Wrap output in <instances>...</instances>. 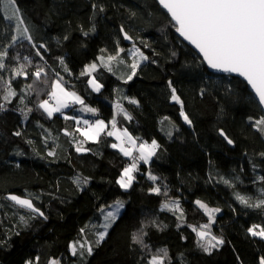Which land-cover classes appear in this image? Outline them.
<instances>
[{
    "label": "trees",
    "instance_id": "trees-1",
    "mask_svg": "<svg viewBox=\"0 0 264 264\" xmlns=\"http://www.w3.org/2000/svg\"><path fill=\"white\" fill-rule=\"evenodd\" d=\"M17 13L31 40L17 30ZM176 27L157 0H0V52L8 53L0 69V264H150L153 256L163 264H259L264 238L249 229L264 228V207L237 196L264 201V126L256 123L264 111L244 80L212 73ZM132 44L147 57L134 74ZM101 58L113 69L86 71ZM56 80L85 101L49 116L39 105ZM9 88L15 95L5 100ZM90 102L98 111L85 115ZM89 118L115 119L136 140L133 155L113 148L107 131L85 140L80 122ZM152 141L158 147L145 163L136 149ZM133 158L132 185L121 188ZM7 193L31 199L44 218ZM175 199L181 211L163 207ZM118 200L121 213L97 243L99 210ZM197 201L219 210L214 222ZM201 230L223 243L202 241ZM80 242L92 253L73 254Z\"/></svg>",
    "mask_w": 264,
    "mask_h": 264
},
{
    "label": "snow or ice",
    "instance_id": "snow-or-ice-1",
    "mask_svg": "<svg viewBox=\"0 0 264 264\" xmlns=\"http://www.w3.org/2000/svg\"><path fill=\"white\" fill-rule=\"evenodd\" d=\"M164 9L170 13L172 20L177 25L176 31L190 44L194 45L196 49L202 54L204 61L208 66L213 69L221 70L227 73H238L244 77L248 84L254 89L256 95L259 98L261 105H264V0H159ZM10 3H14V0H10ZM18 11V10H17ZM11 19V17H9ZM18 20L17 30L24 36L25 39L31 40V36L27 35L28 29L23 28L20 30L19 25L23 24V20L16 16ZM125 39H131L125 33ZM13 42L17 40L16 36L12 37ZM40 53L37 52V55ZM8 55L6 51L0 52V69L5 67L3 63L4 58ZM114 57H109V60ZM141 59H147L141 53ZM95 65L91 66V69H95ZM133 74L137 67L136 64L132 65ZM23 65L20 69L16 70V75L22 74ZM41 70H37L35 76L39 78ZM131 79V76L129 77ZM96 91H99L100 85L95 80L89 81ZM10 88L5 95V100L10 96H14ZM51 97L56 101L55 107H50L47 100L40 103L39 107L43 108L49 116L53 112H59L61 108L68 107L67 100L72 98L75 102L83 103L79 96L75 93L65 92L61 87L59 81L53 86ZM173 100H179L175 95V89H173ZM135 103V101H133ZM3 106L0 105V108ZM89 112H94V109H87ZM185 122L191 124L188 116L183 112L181 113ZM130 118V117H129ZM87 124V121H85ZM258 125L264 126V118L256 122ZM104 121L98 120L95 125H89V129L82 133L88 139L95 140L104 131ZM113 128H115V122L113 121ZM264 130V127H262ZM109 136L115 135L117 140H120L119 145L113 144V148L119 147L120 152L124 156H132V149L136 148V140L128 134L127 130L123 133L108 132ZM19 135V133H17ZM221 135H224L221 132ZM227 139V137H225ZM126 142L129 143L132 148H125L123 145ZM228 143H232L228 140ZM158 147L155 141H152L149 146L146 143L139 145L138 151L140 153L139 160L147 162L151 156L155 154V150ZM80 150L79 148L77 149ZM51 154V153H50ZM137 163L136 158H133V163L123 170L120 180L118 181L121 188H129L132 185L134 179L132 173L136 171ZM150 179L155 180L156 177L150 176ZM154 192L159 193L160 189H153ZM241 203L248 206L264 207V201L256 205H249V201L242 196H237ZM11 200L17 204L31 209L33 212H38L43 216V212L35 208L32 202L28 199H21L17 196H11ZM197 204L205 211H209L207 206L197 201ZM117 207H122L121 202H117ZM163 207L167 208L168 204ZM214 211H219L218 209ZM209 214H211L209 212ZM116 212H108L105 216L106 221H112L116 218ZM106 224L104 227L107 228ZM204 227H207L205 225ZM249 231L253 236H260L264 238V228L259 231L255 230V226L250 228ZM198 235L201 239H204L205 233L200 232ZM105 237V232L99 233V243ZM211 240H216V237H212ZM134 243H142V240L133 234ZM211 243V241H209ZM217 243H223V241H217ZM214 246V245H213ZM83 248V245H81ZM73 254L76 252L75 246H73ZM207 250V248L205 249ZM88 254L92 253V248L87 249ZM166 255V253H165ZM51 264H59L58 261H52ZM150 264H163V261L158 256H153ZM259 264H264V257L260 259Z\"/></svg>",
    "mask_w": 264,
    "mask_h": 264
},
{
    "label": "rangeland",
    "instance_id": "rangeland-1",
    "mask_svg": "<svg viewBox=\"0 0 264 264\" xmlns=\"http://www.w3.org/2000/svg\"><path fill=\"white\" fill-rule=\"evenodd\" d=\"M10 14H12L11 12H9ZM16 16H18V13H17V15H14V18H16ZM126 52H128L127 53V57L130 59V61H133L136 65L137 64H141L143 61H145V59H141V53L142 52H140V50L135 46V45H131L130 47H128L127 49H126ZM143 54V53H142ZM144 55V54H143ZM145 56V55H144ZM107 64L108 63H106L105 62V59L104 58H101L100 60H98L97 62H93V63H90L89 65H87L86 66V71H88V72H91V70H93V69H91V66L92 65H95L96 67H95V69L96 68H98L99 66H104V67H107V68H110V69H113V64L112 63H109V65L107 66ZM94 69V70H95ZM91 80H95V82L97 83V84H100L98 81H97V79L95 78V76H91V79H90V81ZM91 84V83H90ZM91 86H92V84H91ZM100 86H101V84H100ZM63 87V86H62ZM92 88H93V86H92ZM101 88V87H100ZM65 89V88H64ZM94 89V88H93ZM95 90V89H94ZM67 103H68V101H67ZM49 105H50V107H55L56 106V101L52 98V102L51 103H49ZM96 104H94L93 102H90V103H88L87 104V106H88V108L87 109H95V106ZM95 106V107H94ZM68 107H64V108H61V110L59 111V112H61L62 110H65V109H67ZM95 111V110H94ZM96 111H97V109H96ZM55 113H58V112H53V114L52 115H54ZM88 113L89 114H91V113H93V112H85L84 111V114L85 115H88ZM48 114V113H47ZM51 115V116H52ZM97 121V120H96ZM96 121L93 123V124H90V125H95V123H96ZM110 124H112V122L110 121L109 122ZM108 126H112V125H109V124H107ZM86 129H89V126H87V127H85V129H83L84 131H86ZM84 131H82L81 133H83ZM113 131H115V132H118V129L117 128H115ZM104 132H106V131H104ZM110 132H112V129H110ZM101 135V134H100ZM99 135V136H100ZM83 136V135H82ZM114 137H116L115 135H113ZM83 138L85 139V140H87L86 139V137L85 136H83ZM99 138V137H98ZM97 138V139H98ZM96 139V140H97ZM117 139V138H116ZM115 144H117V145H119L120 144V140H116V143ZM146 144H148V143H146ZM149 146L151 145V144H148ZM119 148V147H118ZM139 148V147H138ZM138 148L136 149V151L138 152V156L140 155V153H139V151H138ZM132 155H133V153H132ZM152 157L153 156H151L150 157V159L147 161V162H145V163H149L150 161H151V159H152ZM144 162V161H143ZM119 202H121V204H122V207H123V200H118ZM118 201H116V202H114V203H112L111 205H109L108 207H103V208H101L100 210H99V218H100V220H98L97 222H94V224H93V226H98L99 228H101L102 229V232H105V235L107 234V232H108V230L110 229V227L112 226V224H113V222L115 221V219L120 215V213H121V210H122V207H117V202ZM165 204H168V207L167 208H171V209H174V210H176V211H181L182 209H180V202H179V200H171V201H168V202H166ZM164 204V205H165ZM205 205V204H204ZM204 211H205V209L204 208H202ZM207 209L209 210V211H205L206 213H207V215L209 216V219H210V222H214V218L212 217L213 216V214H215V213H217L218 211H214L215 209H213V208H210V207H208L207 206ZM108 212H116L117 213V215H116V218L114 219V220H112V221H106L105 220V216L107 215V213ZM209 212L211 213V214H209ZM106 224H108L109 226L107 227V228H105L104 226L106 225ZM253 228V227H252ZM262 227L261 226H256L255 227V230L256 231H259L260 229H261ZM260 237V236H259ZM81 245H83V248L81 247ZM73 246H75V248H76V252L77 251H83V250H87L88 248H89V245L87 244V243H84V242H80V244H72L71 245V247H72V249H73ZM73 251V250H72ZM161 259V258H160ZM58 261L59 262V264H62L61 263V261L59 260V259H57V258H55V259H52L50 262H49V264H51V262L52 261ZM151 261V260H150Z\"/></svg>",
    "mask_w": 264,
    "mask_h": 264
},
{
    "label": "water",
    "instance_id": "water-1",
    "mask_svg": "<svg viewBox=\"0 0 264 264\" xmlns=\"http://www.w3.org/2000/svg\"><path fill=\"white\" fill-rule=\"evenodd\" d=\"M157 2H158V4L163 8V6L160 4V2H159V0H157ZM165 11H167L166 9H164ZM168 13V12H167ZM169 14V16L171 17V15H170V13H168ZM172 19V18H171ZM173 21V23L175 24V21L174 20H172ZM176 25V24H175ZM177 26V25H176ZM125 33H127L125 30H123V36H124V38H125ZM177 34H178V36L184 41V42H186L188 45H190L200 56H201V58L203 59V56H202V54L199 52V50L198 49H196L195 48V46L194 45H192V44H190V42H188V41H186L182 36H180V34L177 32ZM127 35L129 36V37H131V35L130 34H128L127 33ZM126 40V42L127 43H132V42H134V39L131 37V39H125ZM203 61H204V59H203ZM204 63L206 64V66L208 67V69L212 72V73H215V74H219V75H232V76H237V77H239V78H241L242 80H244L247 84H248V82L246 81V79L244 78V77H242V76H240L238 73H227V72H223V71H221V70H217V69H213V68H211L210 66H208V64H207V62L206 61H204ZM248 86H249V88H250V90L252 91V93L254 94V96H255V98L257 99V101L259 102V98H258V96L256 95V93H255V91H254V89H252V87H251V85L250 84H248ZM259 104H260V102H259ZM1 105V104H0ZM260 106H261V108L263 109V111H264V105H261L260 104ZM0 110H1V108H0ZM221 132H223L224 133V135H223V137L225 138V137H227V139L225 138V140L228 142V140H231L227 135H226V133L224 132V131H222L221 130ZM232 141V140H231ZM231 145L232 146H234V143H233V141H232V143H231ZM17 196V197H19V198H21V199H28V200H30L31 202H32V200L31 199H29V198H27V197H25V196H22V195H20V194H18V193H7L6 194V199H8L9 201H11L13 204H15V205H17L18 207H20V208H23V209H25V210H29V211H32L31 209H28V208H26V207H24V206H21V205H19V204H17L15 201H13V200H11L10 199V197L11 196ZM32 204H33V206L35 207V205H34V203L32 202ZM36 208V207H35ZM38 209V208H37ZM39 211L40 212H42L40 209H39ZM33 212V211H32ZM34 213H36V214H38L39 215V213L38 212H34ZM41 216V215H40ZM43 218H44V215L42 216ZM200 232H204L206 235H205V237H204V239H201V237L199 236V238L202 240V241H205L206 239H208V238H212L214 235L211 233V232H209V231H207V230H201V231H199V233ZM214 237H216V236H214ZM216 242L217 241H220L218 238H216V240H215Z\"/></svg>",
    "mask_w": 264,
    "mask_h": 264
},
{
    "label": "crops",
    "instance_id": "crops-1",
    "mask_svg": "<svg viewBox=\"0 0 264 264\" xmlns=\"http://www.w3.org/2000/svg\"><path fill=\"white\" fill-rule=\"evenodd\" d=\"M57 81H59V80H56L55 82H54V84L57 82ZM60 82V84H61V87L62 88H65L64 90H65V92H68V93H75L76 94V96H79L80 97V99L82 100V101H85L84 100V98H82L77 92H75L74 90H70V89H68L61 81H59ZM68 104L70 105V103H72V102H75L72 98H68ZM75 103H78V102H75ZM96 106V107H95ZM94 107H95V109L94 110H96L97 109V105H95ZM98 111V110H97ZM120 112L122 113V114H126V112L124 111V110H120ZM98 121V120H97ZM102 121V120H101ZM113 121L115 122L116 120L115 119H113ZM112 122V121H111ZM116 123V122H115ZM104 124H105V128H104V131H107V132H110V129H112V132H113V130L115 129V128H117L118 129V132L119 133H123L124 132V130H122L121 128H119L118 126H116V124H115V128H113V122H112V126L110 127V126H108L107 124L108 123H106V122H104ZM88 129H86V131H87ZM103 131V132H104ZM102 132V133H103ZM101 133V134H102ZM98 138V137H97ZM96 138V139H97ZM116 138V137H115ZM87 140H91V139H88V138H86ZM95 139V140H96ZM91 141H94V140H91Z\"/></svg>",
    "mask_w": 264,
    "mask_h": 264
},
{
    "label": "built area",
    "instance_id": "built-area-1",
    "mask_svg": "<svg viewBox=\"0 0 264 264\" xmlns=\"http://www.w3.org/2000/svg\"><path fill=\"white\" fill-rule=\"evenodd\" d=\"M46 100L49 103H51L52 102V97L49 96V97L46 98ZM85 121H87V124L85 123ZM94 122H95V120L91 119V118L83 120L82 122H80V128H85V127L89 126L90 124H93ZM124 144H125L126 147H130L131 146L129 143L126 142V139H125V143ZM127 167H129V163H126L125 168H127Z\"/></svg>",
    "mask_w": 264,
    "mask_h": 264
},
{
    "label": "clouds",
    "instance_id": "clouds-1",
    "mask_svg": "<svg viewBox=\"0 0 264 264\" xmlns=\"http://www.w3.org/2000/svg\"><path fill=\"white\" fill-rule=\"evenodd\" d=\"M49 103V102H48Z\"/></svg>",
    "mask_w": 264,
    "mask_h": 264
}]
</instances>
